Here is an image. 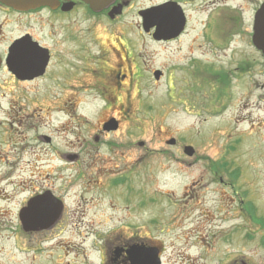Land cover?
I'll use <instances>...</instances> for the list:
<instances>
[{
	"label": "rangeland",
	"instance_id": "374dc122",
	"mask_svg": "<svg viewBox=\"0 0 264 264\" xmlns=\"http://www.w3.org/2000/svg\"><path fill=\"white\" fill-rule=\"evenodd\" d=\"M130 3L115 20L80 17L85 47L67 49L72 73L64 72L61 96L32 88L15 98L23 120L4 136L14 137L16 149L8 153L16 172L0 192L8 196L0 199V264H107L108 245L145 241L161 247V264H264V222L255 226L248 217L251 202L264 216V75L255 86L237 70L252 50L246 42L257 0L226 1L233 8L241 3L244 35L228 48L223 43L225 50L217 44L229 27L210 31L208 39L190 32L171 48L158 46L138 30L137 11L148 1ZM122 42L142 76L129 108H117L123 92L107 87L110 106L99 93V70L106 57L108 68L116 57L103 47ZM259 59L256 70L264 66ZM155 70L164 71L158 82ZM51 79L49 73L50 90ZM112 116L120 119L119 129L105 131L103 122ZM61 151L75 155L61 160ZM45 187L63 202L61 220L23 231L18 212Z\"/></svg>",
	"mask_w": 264,
	"mask_h": 264
},
{
	"label": "flooded vegetation",
	"instance_id": "af4514ba",
	"mask_svg": "<svg viewBox=\"0 0 264 264\" xmlns=\"http://www.w3.org/2000/svg\"><path fill=\"white\" fill-rule=\"evenodd\" d=\"M130 1L131 0H116L110 7L99 13L92 12L86 4L79 0H57L52 1L51 4L48 5L25 10H16L0 2V152L2 151V154H0V173H3L5 176L4 178L0 177V192L7 191L10 182L9 177L11 173L14 174L16 172V163H14V168L11 169L12 165L9 161L8 153L11 149H16V145L13 142L14 137L9 136L8 139L4 141L6 131H10V134L15 132L17 130V125H20L23 120V117L19 118L18 113L21 112V109H16L17 101L15 98L26 96V94L32 91V88H34L32 92H35V94L44 92L45 95L52 93L51 96H61L60 87L62 81H64V72L72 73V71L67 68L72 62L70 57H68V55L71 56V54L67 49L72 52L73 49L81 51L82 47H85L82 45L81 41L80 23L78 22L80 17H83L86 21H93L97 17L105 18V20L107 19L109 21L115 20L116 17L122 15L125 9H128L131 4ZM147 1L148 5H143L137 11V15L141 22L138 30L144 33L152 43L158 46L168 44L170 47V45H175V43L180 42L179 40L182 37H187V34L189 35L190 32H192L190 34L196 33V38L202 36L203 39H205V37L208 39L210 31L212 34H218L219 32L217 30L220 27L225 31L226 28L229 27L228 34L226 35L227 39L224 42L218 40L217 44V47L221 50H225L231 44L236 43V38H242L244 35L242 29V24L244 23V10H242L243 7L241 3L233 8V5L226 4V1L228 2L230 0H225L221 4L219 0ZM263 2L264 0H257L259 5L254 6L251 22L252 32L255 13ZM118 4L122 5V12L112 19L108 13L112 6ZM225 5H228L230 9L226 11ZM209 6L218 8L209 11ZM149 9H153L154 11V20L151 22H147L144 18V11ZM219 12L223 13L220 17H210L213 13L215 15L217 13L218 15ZM77 15L79 18H77ZM195 24L198 25V31H193ZM179 26H181L179 33L173 37H164L158 34L162 29L172 34ZM189 28L191 30H189ZM87 31L90 32L91 29ZM154 33H156L155 39L152 37ZM224 36L225 35H223V38ZM195 41L196 40H193V42H191L190 50H192V45ZM74 42L76 43V48H70ZM223 43L226 48H223ZM246 44H248L252 50H250L249 56H243L242 59H240L237 70L239 74H243V76H246L248 79L251 77V80H249L253 82V85L257 86L256 77H262V75H264V66L256 70V64H258L257 54L260 56L259 60L262 65H264V56L256 49L252 42V37L249 43L246 42ZM101 46L100 50L102 49ZM103 48L107 49V51L104 52L105 55H115L116 57L115 62L110 68L105 66L109 61L108 57H106L107 61L102 64L103 67L99 70V76L101 78L99 82L101 85L99 93L103 96L105 104L110 106L109 103L114 97L110 96L107 87L111 92H123V99H120L119 95L116 96V100H118L117 108H129L130 102L128 96L132 93L135 80L142 77L137 72V68L133 66L135 64V58L132 56L125 42L119 43L116 46L106 45ZM172 50L174 54L178 53L175 49ZM66 54L69 60L64 61L63 59H66ZM190 54H192V51H190ZM65 63H67L66 66ZM66 68L67 70H64ZM49 73H52L54 80H51L56 83L55 87L51 85V90L48 84ZM163 77L164 71L161 70L160 77L156 82L162 80ZM219 80V77L212 79V84L217 83ZM168 86L171 87V89H169V93H171L173 84ZM260 87L263 89L264 83H261ZM10 96L13 98L10 99ZM7 103H9V106H6ZM20 116H22V114ZM109 119H115L117 122L116 129L111 131L118 130L120 119L113 116L108 117L103 124ZM29 127H27V129ZM40 136H42L40 137L41 143L46 145L50 144L48 136ZM236 143H238V141H236ZM74 155L75 153L72 155L71 153H64L62 151L60 154H56L61 160H65V158L73 159L72 156ZM12 185L15 186L16 184L12 182ZM46 193H50V195L56 199L55 191L46 187L45 189L33 193L26 200L25 206H22L18 212L17 218L19 222L20 215L24 210L30 207V203H32L33 199L41 198ZM0 199L8 200V196L2 195ZM60 203L63 212L64 207L62 200ZM248 208L252 212V216H248L251 223L255 221L256 223L253 224L256 226L259 220L264 221V216L257 215V208L252 202L249 204ZM62 212L54 224H57L61 220ZM27 218L28 221L32 220V212H28ZM247 238L249 240L251 239L250 234H248ZM14 241L15 240H13V242ZM140 241L144 240L141 239ZM112 244L113 245L110 247L109 245L107 246V250L110 251L109 253L115 248H125L129 245L126 242ZM139 244L148 245V242L145 241ZM118 258H120L118 260L119 264L125 263L124 253H120ZM231 264H235V262Z\"/></svg>",
	"mask_w": 264,
	"mask_h": 264
},
{
	"label": "water",
	"instance_id": "95a60500",
	"mask_svg": "<svg viewBox=\"0 0 264 264\" xmlns=\"http://www.w3.org/2000/svg\"><path fill=\"white\" fill-rule=\"evenodd\" d=\"M7 6L16 8V9H26V8H34L37 6H42L48 4L52 0H0ZM84 3L88 4L89 7L93 11H100L103 8L109 6L115 0H81ZM121 10V6L114 7L110 15L113 16L115 14H119ZM144 18L147 21H151L154 19V11L149 10L144 12ZM181 29V26L172 34H169L165 29H162L159 35L164 37H173L177 35ZM253 43L256 47L262 51L264 54V4L260 7L258 12L255 15L254 21V29H253ZM169 35V36H168ZM155 37V35H154ZM159 74L155 73V78L158 79ZM116 126L114 124H110L108 126V130L114 129ZM169 143H173L170 141ZM184 152L187 156H191L193 154V150L190 147H186ZM60 205L52 199L50 195H45L44 197L34 199L32 203H30V207L23 211L20 215V222L24 231L28 229L38 228L40 225H50L54 223L58 217L60 216ZM28 212H32V220L28 221ZM126 258L124 264H160L158 258V250L154 248L148 247H139L136 245L129 246L125 251ZM120 255V251L115 252V256L111 263L116 264V260Z\"/></svg>",
	"mask_w": 264,
	"mask_h": 264
}]
</instances>
